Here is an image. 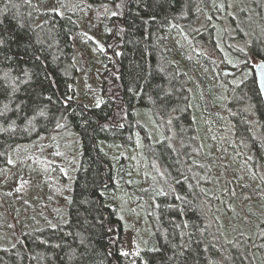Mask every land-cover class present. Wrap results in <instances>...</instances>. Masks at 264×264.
Listing matches in <instances>:
<instances>
[{"label":"trees","instance_id":"obj_1","mask_svg":"<svg viewBox=\"0 0 264 264\" xmlns=\"http://www.w3.org/2000/svg\"><path fill=\"white\" fill-rule=\"evenodd\" d=\"M112 7L117 15L109 18L104 101L97 107L78 99L74 87L76 12L40 8L36 0H0V33L15 37L0 48V165L16 145L60 126L76 130L83 148L68 219L0 244V264H128L121 255L123 222L104 193L117 174L100 138H126L134 130L143 135V153L159 176L145 193L152 232L136 264H264V101L252 63L264 59V41H257L264 0H112ZM172 28L183 33L178 44ZM218 38L232 72H197V56L220 48ZM25 71L31 80L21 84L16 78L24 79ZM196 84L218 154L206 151L193 116ZM13 85L19 88L14 93ZM161 88L171 93L163 108ZM218 96L227 97L230 113L217 106ZM141 106L160 127L161 140L138 118ZM65 189L59 182L54 193L52 183L50 195L57 200ZM234 213L247 231L240 223L232 230L225 225L222 216Z\"/></svg>","mask_w":264,"mask_h":264},{"label":"rangeland","instance_id":"obj_2","mask_svg":"<svg viewBox=\"0 0 264 264\" xmlns=\"http://www.w3.org/2000/svg\"><path fill=\"white\" fill-rule=\"evenodd\" d=\"M40 8L72 9L80 25L76 34V56L74 64L79 73L74 84L77 98L88 106H97L104 101L102 92L103 51L109 31V18L113 13L112 0H36ZM215 24V23H213ZM171 40L178 44L184 39L183 33L176 28L170 29ZM208 48L205 54L198 55V69L214 73L217 70L232 68L222 61L228 52L223 48ZM85 48L86 52H82ZM222 50V52H221ZM88 55L85 57V55ZM258 58H253V65ZM211 62V63H210ZM185 70L188 71L187 65ZM199 85L192 89L193 116L197 122L201 141L206 151L220 153L218 137L209 118L204 115ZM217 106L230 113L226 96L216 97ZM154 140H161L163 134L148 108L137 110ZM111 136L100 138L102 151L112 159L117 174L113 184L104 190L108 204L116 207L123 222L121 250L128 252V264H136V258L148 246L152 224L148 216L151 198L145 195L148 187L158 183V172L150 168L143 153V135L135 130L124 137ZM82 140L76 130L60 126L43 133L34 140L16 145L10 152L12 163L0 165V244L11 245L27 230L54 224V220L68 219L70 193L76 172L80 166ZM56 153H59L57 155ZM233 156V154H232ZM230 157V155H229ZM259 173L264 178V157L259 163ZM157 172V173H156ZM216 174L220 169H215ZM59 182L66 189L56 200ZM53 183L52 195L50 186ZM20 189L17 191V189ZM149 200V201H148ZM236 214L223 215L224 223L232 230L238 223L247 231V224ZM143 264H147L143 261Z\"/></svg>","mask_w":264,"mask_h":264},{"label":"snow or ice","instance_id":"obj_3","mask_svg":"<svg viewBox=\"0 0 264 264\" xmlns=\"http://www.w3.org/2000/svg\"><path fill=\"white\" fill-rule=\"evenodd\" d=\"M53 11H56V14H57V15H61V16L63 15V13L59 12L58 10H53ZM112 15L115 16V15H117V13L113 12ZM209 19H211V18H209ZM2 24H3V21H0V25H2ZM18 27L22 29V28H24V25H23V24H19ZM246 35H247V34H246ZM14 40H15V37L12 36L10 33H7L6 31L0 33V48H3V47H5V46H10V44H11ZM257 41H258V42H259V41H264V29L261 30L260 35L257 37ZM36 42H37V43H41L39 40H37ZM251 43H252L251 41L248 42L249 45H250ZM217 47H219V45H217ZM239 51H240V52H244L245 56H247V52L245 51L244 48H240ZM35 59L38 60V59H39V56H36ZM229 62H231V61H229ZM245 62L247 63V60H246ZM234 66H235V65H234ZM256 66L259 67V68L261 69V72H262V73H264V60H262V61H261L259 64H257ZM5 76H7V73L5 74ZM45 78H47V77H45ZM16 79H17V80L19 81V83H21V84H27V83H29L30 80H31V75H30L27 71H25V72H24V79H21V78H19V77H17ZM18 90H19L18 86H16V85H13V86H12V92H13V93L16 92V91H18ZM0 91H5V90H4V89H0ZM170 95H171L170 92L164 90L163 88L160 89L159 101H160V104H161V107H162V108H163V107H166L167 102H168V100H169V98H170ZM69 99H70V98H69ZM98 106H99V105H97V107H98ZM6 107H7V106H5V108H6ZM3 114H4V113H0V115H3ZM38 114H39L40 116H44V115H45V113H44L43 111H40ZM167 123H168L169 125H171L172 120L169 119V120L167 121ZM57 126L59 127L60 125L58 124ZM169 139H170V138H169ZM241 143L243 144V141H241ZM169 147H172V145L169 144ZM56 154L59 155V153H56ZM9 163H12V161L9 160ZM19 190H20V189L18 188L17 191H19ZM233 194H234V193H233ZM185 227H187V225H185ZM262 247H264V245H262ZM155 250H158V249H155ZM121 255H123V256H128L129 253H128V252H122ZM135 255H139V252H136Z\"/></svg>","mask_w":264,"mask_h":264},{"label":"water","instance_id":"obj_4","mask_svg":"<svg viewBox=\"0 0 264 264\" xmlns=\"http://www.w3.org/2000/svg\"><path fill=\"white\" fill-rule=\"evenodd\" d=\"M262 60V58L258 59L254 64V72L256 74L257 83L264 101V73L261 72V69L257 67L256 65L259 64Z\"/></svg>","mask_w":264,"mask_h":264}]
</instances>
